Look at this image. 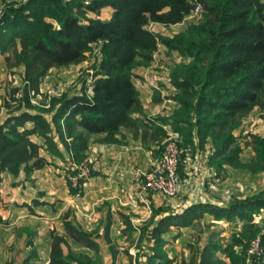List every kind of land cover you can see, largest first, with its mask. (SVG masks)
Instances as JSON below:
<instances>
[{
	"label": "trees",
	"instance_id": "trees-1",
	"mask_svg": "<svg viewBox=\"0 0 264 264\" xmlns=\"http://www.w3.org/2000/svg\"><path fill=\"white\" fill-rule=\"evenodd\" d=\"M193 1L0 0V58L10 71L23 68L22 85L12 86L2 98L8 117L0 125V183L4 173L30 176L53 165L44 151L67 163L71 194L80 193L92 176L91 163L90 175L79 180V187L69 176L79 175L78 165L90 162V146L120 144L122 130L136 132L148 125L134 118L144 112L134 79L140 68L161 63L160 47L180 59L167 69L170 84L163 80L176 91L178 107L151 127L160 149L173 132L179 135L180 147L193 149L191 160L197 152L210 150L209 166L220 174L224 167L253 177L264 174V135L247 136L245 147L254 152L249 159L243 157L245 147L236 136L253 112H264V0H198L200 19L187 20ZM107 7L113 9L111 19L90 17L100 16ZM151 24L185 26L170 37L151 30ZM84 62L89 67L72 90L59 84L64 88L61 96L49 97L43 91L52 70ZM32 136L43 143L33 142ZM262 212L261 188L226 206H189L157 224L156 216L169 209L153 210L141 229L154 241L147 264H171L161 251L163 235L173 226L190 227L206 215L241 227L226 242L213 236L202 249L191 245L190 264H264V223L256 221ZM70 216L68 211L65 230L79 235L76 240H87L82 227L68 221ZM258 239L262 254L252 260L249 251ZM63 241L55 237L53 262H64Z\"/></svg>",
	"mask_w": 264,
	"mask_h": 264
},
{
	"label": "crops",
	"instance_id": "crops-1",
	"mask_svg": "<svg viewBox=\"0 0 264 264\" xmlns=\"http://www.w3.org/2000/svg\"><path fill=\"white\" fill-rule=\"evenodd\" d=\"M112 14L113 9L107 7L101 11L100 16L92 14L90 17L109 20ZM154 26H159L154 30L159 33L160 29L172 27H180L182 30L185 25L151 24V27ZM162 50L166 48L160 47V54ZM160 57L165 60V55ZM164 64L161 61L159 65ZM80 66L83 65L54 69L49 74V81H53L52 77L55 81L77 79ZM153 67L140 68L134 79L144 108V112L135 114L134 118L148 125L142 126L136 132L122 130L120 144L90 146L88 154L92 176L85 185L81 199L64 201L60 198H48V191L42 188L40 179L51 171L52 165L34 171L30 176L25 172L19 177L8 172L2 175L0 264H147L154 241L150 234L143 236L141 229L151 220L153 210L169 209V213L156 216L157 224L171 213L182 214L192 205L211 203L226 206L234 198L244 199L254 191L264 189L258 179L262 174L253 177L230 167H224L223 173H218L209 166L211 151L207 150L197 152L189 163L182 166L179 174L185 184L177 197L168 198L155 192H141L140 186L131 179L133 171L139 168L150 169L153 161L160 156L158 140L151 127L159 117L170 116L178 107L173 100L176 91L163 82L167 72L160 71L159 67L157 71H152ZM22 75L23 68L10 71L6 67L5 58H0V125L8 117L7 110L2 106V98L6 97L5 92H9L12 86L22 83ZM48 119H52V115ZM29 127L32 128V125ZM239 132L241 128L236 136ZM245 139L250 141L248 137ZM32 141L43 143L37 136H32ZM60 147L63 149L62 145ZM249 149L247 147L244 153ZM42 155L56 164L55 172L67 169V163L47 156L44 151ZM250 155H254L252 150ZM66 191L71 197L68 183ZM143 199L150 203V211ZM71 202L74 205H67ZM68 211L71 212L68 221L72 220L75 225L81 226L87 240H76L79 235L65 230L64 217ZM259 218L256 221L264 223V212ZM238 227L206 215L204 219L194 221L190 227H171L162 237L164 243L161 251L168 261H172L171 264H190L191 245L202 249L213 236L214 241L220 239L226 242ZM55 237L64 239L60 244L63 263L52 261ZM217 258L223 256L217 254ZM158 264L165 262L158 261Z\"/></svg>",
	"mask_w": 264,
	"mask_h": 264
},
{
	"label": "rangeland",
	"instance_id": "rangeland-1",
	"mask_svg": "<svg viewBox=\"0 0 264 264\" xmlns=\"http://www.w3.org/2000/svg\"><path fill=\"white\" fill-rule=\"evenodd\" d=\"M10 1L18 2L20 0H10ZM87 1L89 3L91 2V0H87ZM0 7H1V9L3 8L2 5ZM93 17L96 18V16H93ZM157 27H159V26H154V27H151L150 26L149 28L154 31V30H156ZM180 31H181V28L180 27H172V28H166L164 30H161V29L158 30V32L161 33L162 35H164V36H170V37L175 36ZM161 55H165V60H163L162 57H160ZM174 59H175V57L173 55L168 56L167 51L166 50H162V53L161 54L159 53V55H157V60L158 61L161 60L165 64L163 66L162 65H159V64L155 65L152 68V71H157V69L160 68V71L167 72V74H169L168 73L169 70H167V69L169 68L170 65H172L174 63ZM178 60L180 61L179 58L175 59L176 62ZM82 65H83L82 67L80 66V68H78V74L79 75H78L77 79L73 78V79H70V80H67V81H63V80L55 81V79H53V77H52L51 80H53V81H49V76H48V79L46 80V83H45L46 86L45 87L42 86V88L44 87L43 91H48L49 89H54V86L59 87L60 86L59 84H61L63 86L66 85L68 87V90L69 89L72 90L73 89L72 87L74 86L75 82H77V80L83 76L82 75V74H84L83 71L84 70H87V68L89 67V64H82ZM16 85L17 86H21L22 83H19L18 82V84H16ZM2 93H3V91H2ZM5 93H7V92H5ZM237 134H238L239 139H241V142H242L243 147L245 146V144H246L245 142L247 141V139H245V137L250 136V135L263 136L264 135V112H262L261 114H259L257 111L256 112H253L244 121V123H243V125L241 127V132H239ZM242 139H244V140H242ZM246 148L247 147H245V149ZM158 149L160 151V156L153 161L150 169H148V170H143V169H140V168L139 169H135L133 171L132 175H131L132 181L134 182V184L139 185L140 188H141V190H142V185L141 184L145 183V178L143 177V183L137 182L136 181V174H137V172H141V173L147 174V173H149V172H151L153 170L154 164H156L157 161H159L161 159V156H162L164 147H162V149H160V147H159ZM251 150H252V148L250 147L249 151H247V152H245L243 154V157L249 159L251 157V155H250V151ZM90 163H91V161L89 163H87V165L89 166ZM80 166H82V165H78V167H80ZM51 167H52V168H50L51 171H49L46 175H42V178L40 179L41 180V184H42V188L43 189H46V191H48V198H51V199L60 198V199H63L64 201L65 200H68L69 201L70 199L71 200L73 199L74 201L75 200H78V199H81V197L84 194L85 185L81 187V189H80L81 191L77 195L73 196L71 194V197H72L71 198L69 196V193L66 191V187H67V170L65 169L63 171V170H60L59 169L57 172H55L54 169L57 170L56 164H53ZM63 167H65V166H63ZM78 167H77V169L79 170V173H80V171H81V173H85V174H82V175H85L86 176V177H83V178H88L89 177L88 176L89 175L88 174V170L85 167H81V168H78ZM181 168L182 167H180L179 172H180ZM89 169H90V167H89ZM198 169L199 168H197V170ZM258 179H260V185H261V187L264 188V174L261 175V178L258 177ZM69 180L71 181L70 176H69ZM183 182L185 184V181L184 180H183ZM182 188H183V186L181 187V190H182ZM181 190H180V192H181ZM147 192H154V191H147ZM37 193H39V191ZM178 195H179V193L175 197H177ZM175 197H172V198H175ZM71 203H68L67 205H70V206L71 205H74V202H71ZM256 219H259L260 220L259 216ZM216 239H218V238H216Z\"/></svg>",
	"mask_w": 264,
	"mask_h": 264
},
{
	"label": "built area",
	"instance_id": "built-area-1",
	"mask_svg": "<svg viewBox=\"0 0 264 264\" xmlns=\"http://www.w3.org/2000/svg\"><path fill=\"white\" fill-rule=\"evenodd\" d=\"M86 3L90 4L88 1ZM201 13V3L198 0H194L192 13L187 20H198L201 17ZM164 78L163 80L170 84L169 77L167 76ZM46 92L49 97L61 96L64 92V88L59 86L54 89H49ZM22 96L23 95L20 93L17 97L21 98ZM178 138L179 135L177 133H168V137L164 141V150L161 159L157 161L156 164H154L153 170L147 174L137 172V182L143 183V177L145 178V183L141 184L142 193H145L147 191H154L168 198L175 197L178 193H180L181 187L184 185V182L179 176V169L182 165L191 161L189 157H191L193 149L190 147H180V145L178 144ZM81 165L82 166L78 168L85 167L88 170V174L90 175V169L87 165V162H84ZM82 174L85 173H81L80 171L79 175L70 176L74 187H79V180L83 177H86ZM143 202L148 211H150V203L147 202L146 199H143ZM261 254L262 249L260 247V240L258 239L253 243V247L249 251V255L254 258L256 255L259 256Z\"/></svg>",
	"mask_w": 264,
	"mask_h": 264
},
{
	"label": "water",
	"instance_id": "water-1",
	"mask_svg": "<svg viewBox=\"0 0 264 264\" xmlns=\"http://www.w3.org/2000/svg\"><path fill=\"white\" fill-rule=\"evenodd\" d=\"M252 260H253V258H252Z\"/></svg>",
	"mask_w": 264,
	"mask_h": 264
}]
</instances>
